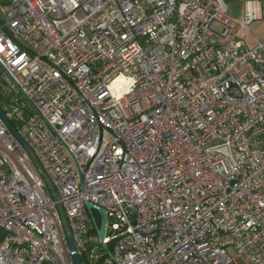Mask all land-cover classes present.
<instances>
[{
  "label": "built area",
  "instance_id": "obj_1",
  "mask_svg": "<svg viewBox=\"0 0 264 264\" xmlns=\"http://www.w3.org/2000/svg\"><path fill=\"white\" fill-rule=\"evenodd\" d=\"M231 1L0 4V109L82 264H264V42ZM55 205L0 118V264H73Z\"/></svg>",
  "mask_w": 264,
  "mask_h": 264
},
{
  "label": "water",
  "instance_id": "obj_2",
  "mask_svg": "<svg viewBox=\"0 0 264 264\" xmlns=\"http://www.w3.org/2000/svg\"><path fill=\"white\" fill-rule=\"evenodd\" d=\"M0 118L2 119V121L4 122L7 130L11 133V135L15 138V140L20 144V146L23 148V150L25 151V153L27 154L31 164L33 165V167L35 168V170L38 172V174L40 175V177L42 178L49 194L50 197L52 199V201H54L56 203V209L57 212L59 214V218L62 224V228H63V232H64V236H65V240L71 255V260L73 264H82L81 258L79 257L74 242H73V237L71 234V231L69 229L63 208L61 206L60 203H58V195L49 179V177L47 176V174L45 173V171L43 170L42 166L40 165V163L38 162L36 156L34 155L33 151L31 150V148L27 145V143L16 133V131L13 129V127L10 125V123L8 122V120L5 118L4 114L2 113L1 109H0ZM86 208L91 211V210H95L96 213L99 215L100 217V222H99V226L97 227L96 230V234L98 236L99 241H102L104 239V234H105V227H106V214L104 212V210L102 209H95L91 204L87 203L86 204Z\"/></svg>",
  "mask_w": 264,
  "mask_h": 264
},
{
  "label": "crops",
  "instance_id": "obj_3",
  "mask_svg": "<svg viewBox=\"0 0 264 264\" xmlns=\"http://www.w3.org/2000/svg\"><path fill=\"white\" fill-rule=\"evenodd\" d=\"M251 2L255 12L246 28H239L237 41L244 49H250L257 42H264V0H235L227 2L228 16L236 21L244 19L245 4Z\"/></svg>",
  "mask_w": 264,
  "mask_h": 264
},
{
  "label": "rangeland",
  "instance_id": "obj_4",
  "mask_svg": "<svg viewBox=\"0 0 264 264\" xmlns=\"http://www.w3.org/2000/svg\"><path fill=\"white\" fill-rule=\"evenodd\" d=\"M4 0H0V4L3 2ZM1 78H3L2 77V75L0 74V83L2 82L1 81ZM98 252V249H97V251H96V253ZM226 253H227V255L229 256V258H231L234 262H235V264H243V262L241 261V259H239L238 257H237V254H236V252L233 250V248H231V247H229V248H227L226 249Z\"/></svg>",
  "mask_w": 264,
  "mask_h": 264
}]
</instances>
